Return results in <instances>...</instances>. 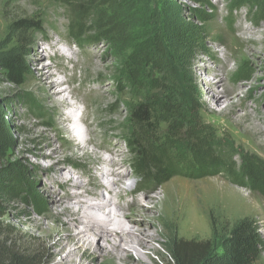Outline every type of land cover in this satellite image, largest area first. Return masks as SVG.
<instances>
[{
    "label": "rangeland",
    "instance_id": "obj_1",
    "mask_svg": "<svg viewBox=\"0 0 264 264\" xmlns=\"http://www.w3.org/2000/svg\"><path fill=\"white\" fill-rule=\"evenodd\" d=\"M65 1L0 0L1 254L6 255L4 250L8 248L4 242L8 241L15 253L26 256L32 264H54L59 259L46 263L47 252L40 239L22 232L28 229L23 223L27 216L21 215L24 220H20L12 214L13 207L19 206L40 218L51 206L44 198L49 194H63L50 180L43 162L31 153L20 156L17 151L21 140L17 136L19 128L26 123L33 126L38 120L51 117L50 112L35 100L36 95L31 93L30 87L37 64L44 65L52 60L47 56L40 59L36 55L28 56L29 45L36 35L40 36L43 48H50L45 42V38L48 39L45 31L52 33L51 22L40 12L45 9L62 13L65 20L63 36L73 48L89 49L94 43L98 46L94 47L95 55L104 67V79L99 80L100 76L96 75L92 78L96 82L90 87L100 90L98 83L102 81L101 89L108 100L106 110L119 122L109 134H101L105 148L100 150L113 151L118 146L123 151L124 166L128 169L125 182L130 188L141 186L143 189L139 191L144 192L154 186L155 190L150 192L162 191L161 196L163 190L168 191L164 233L157 236L155 243L158 252L142 264H171L168 250L178 242L201 244L211 250L214 258H219L231 229L243 219L255 221L263 240L262 255L255 264H264V197L235 179L242 153L250 152L264 160V0H208L212 7L191 0H111L110 4L106 3L108 0H95L92 7L85 3L82 14H78L79 4L91 0ZM112 13L116 21L108 24L107 17ZM76 23L80 29L77 33L74 31L75 35L79 34L74 39L70 26L74 27ZM180 34L184 36L181 42L178 41ZM59 37L60 34H55V38ZM158 49L165 50L172 59H158ZM225 49L232 51L233 57L228 62L225 80L218 85L217 73L207 69L223 71ZM12 50L23 60L25 73L21 84L9 82L1 64V59ZM174 51L179 53L178 58L174 57ZM53 65V68L63 66L60 62ZM179 80L185 84L190 96L188 102L196 107L197 123L207 126L216 143H220L218 153L231 164V171L200 178L192 174L177 175L166 183L150 181L143 184L130 163L132 154L125 142L126 137L137 131L131 120V110L153 96H170L180 102V96L183 99L184 95L177 91ZM205 92L215 99L214 109L207 106ZM217 92L222 93L220 100L215 97ZM38 126L42 130L49 127L47 124ZM167 126L166 122H161L158 138L163 139L167 134ZM65 129L56 146L64 139L66 143L79 141V137L69 131L73 130L70 125ZM181 134L180 147L188 149L187 128H183ZM185 149L182 152H186ZM50 150L48 148L47 152ZM67 154L70 158L65 163L71 168L73 178L79 180L81 173L87 170L88 161L72 156L71 149ZM15 174L23 176L18 178L20 181L13 180ZM22 179L26 185H22ZM77 188L79 192L85 189L83 186ZM102 191L103 187L99 185L93 187L95 194L100 195ZM106 195L104 198L109 194ZM124 198L131 203L129 208L132 207L133 196L125 193ZM149 229L150 232L156 230L155 227ZM159 230L163 228L159 227Z\"/></svg>",
    "mask_w": 264,
    "mask_h": 264
},
{
    "label": "bare ground",
    "instance_id": "obj_2",
    "mask_svg": "<svg viewBox=\"0 0 264 264\" xmlns=\"http://www.w3.org/2000/svg\"><path fill=\"white\" fill-rule=\"evenodd\" d=\"M40 12L45 13L51 22L52 33L46 30L48 39L44 40L50 48H43L40 36L36 35L29 45L28 56L36 55L39 59L47 56L52 61L37 64L30 91L51 117L38 120L33 126L23 124L17 132L21 137L17 151L20 156L31 153L43 162L50 180L63 194H49L44 198L51 206L40 218L19 206L13 207L12 214L19 216L20 220L24 218L21 215L27 216L23 223L28 229L22 232L40 239L47 252L46 263L55 258L59 259L54 264L147 263L152 254L158 252L157 236L164 233L168 191L163 190L164 195L161 196L162 191L150 192L155 190L154 186L144 192L139 191L143 189L141 186L130 188L125 182L128 169L124 166L126 157L123 151L118 146L113 151L108 148L105 149L107 152L100 150L105 148L100 140L101 134H109L119 122L106 110L108 100L101 89L102 81L98 83L100 90L90 87L94 85L92 82H96L93 80L96 75L100 76L99 80L104 79V67L96 60L94 47L97 45L94 43L89 49L73 48L63 36L65 20L62 13L45 9ZM55 34H60V37L55 38ZM231 52L229 49L223 51V71L207 69L217 73L218 85L228 74L227 65L233 57ZM56 62L63 66L53 68ZM210 95L205 92V101L214 109L215 99ZM215 97L220 100L222 93L217 92ZM39 124L49 127L42 130L38 128ZM66 125H70L73 130L69 131L78 136L79 141L66 143L64 139L56 146ZM262 141L264 143V138ZM48 148L51 149L49 152ZM70 149L72 156L88 161L87 170L81 173L79 180L73 178L71 168L65 163L70 158L67 154ZM106 153H110L109 156ZM97 185L103 187L100 195L93 193V187ZM79 186L85 189L79 192L75 189ZM45 192H48L47 188ZM125 193L133 196L130 208L131 203L124 198ZM106 194L109 195L104 198ZM188 221L191 223L190 217ZM154 227L156 230L152 231L155 232H150L149 228Z\"/></svg>",
    "mask_w": 264,
    "mask_h": 264
},
{
    "label": "trees",
    "instance_id": "obj_3",
    "mask_svg": "<svg viewBox=\"0 0 264 264\" xmlns=\"http://www.w3.org/2000/svg\"><path fill=\"white\" fill-rule=\"evenodd\" d=\"M94 1L80 3L78 14L85 12V3H89L92 7L96 2ZM191 1L208 7L213 6L208 0ZM65 2L72 3V0H66ZM110 2L111 0H108L106 3L110 4ZM112 9L115 10L113 6ZM86 12L89 14L88 10ZM107 18L108 24L116 21L113 13ZM26 26L30 25L26 24ZM79 29L80 25L78 23L74 27L70 26L74 39L79 37V34H74V31L77 33ZM183 38L184 36L180 34L178 41L181 42ZM159 53L160 56L157 58H162L164 61H170L173 57L167 54L165 50H160ZM178 54L174 51V57L178 58ZM1 64L7 73L9 82L14 84L23 82L25 70L23 60L17 51H10L1 59ZM168 66H171V64ZM131 78L133 79V76ZM135 78H138L137 75ZM177 85L179 94L182 92L181 94L184 95L183 99L180 96V102L174 101L173 97L170 96L165 98L153 96L150 100L139 103L131 110V120L136 124L137 131L126 137L125 142L132 154L130 163L140 176L143 184L150 181L166 183L177 175L192 174L200 178L208 175L230 173L231 171L229 166L231 164L225 162L218 153L217 148H219L220 143H216L212 133L207 130V126H200L197 123L196 107L191 106V103L188 102L190 96L188 97L184 88L185 84H182V81L179 80ZM187 115L189 119L186 120ZM161 122L168 124L167 134L163 139L157 136ZM1 124H3L2 117H0ZM183 128H187V136L190 138L188 149L180 147ZM165 137L168 138L164 139ZM182 149H185L186 152H182ZM240 158L241 165L240 170L236 171V181L264 197V160L250 152L242 153ZM15 175L14 177L12 175V177L16 182L20 181L18 178L23 177L21 174ZM22 181V185H26L25 180L22 179ZM2 216L0 213V217ZM4 244L8 249L4 250L6 255L3 256L0 248V264H32L26 256L19 252L15 253L9 247L11 246L10 242L6 241ZM262 247L263 240L255 221L243 219L231 229L224 244L223 254L219 258H214L211 250L206 246L203 247L201 244L195 243L178 242L175 245L173 244L168 250V254L171 264H255L262 255Z\"/></svg>",
    "mask_w": 264,
    "mask_h": 264
}]
</instances>
